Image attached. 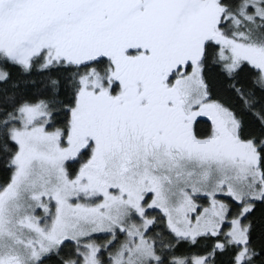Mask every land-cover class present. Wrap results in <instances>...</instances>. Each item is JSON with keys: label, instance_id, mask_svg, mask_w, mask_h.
<instances>
[{"label": "snow or ice", "instance_id": "1", "mask_svg": "<svg viewBox=\"0 0 264 264\" xmlns=\"http://www.w3.org/2000/svg\"><path fill=\"white\" fill-rule=\"evenodd\" d=\"M0 264H264V0H0Z\"/></svg>", "mask_w": 264, "mask_h": 264}]
</instances>
